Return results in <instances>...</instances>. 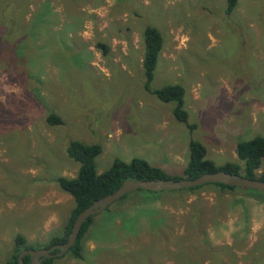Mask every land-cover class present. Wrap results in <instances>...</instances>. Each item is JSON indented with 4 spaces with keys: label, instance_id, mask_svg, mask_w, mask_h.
<instances>
[{
    "label": "rangeland",
    "instance_id": "obj_1",
    "mask_svg": "<svg viewBox=\"0 0 264 264\" xmlns=\"http://www.w3.org/2000/svg\"><path fill=\"white\" fill-rule=\"evenodd\" d=\"M50 1L51 33L34 23L30 29L45 0H0V264H6L17 234L41 248L62 235L74 202L56 180L77 174L78 163L66 153L70 141L102 146L95 158L99 174L115 158L141 157L180 175L191 138L221 166L242 164L237 141L264 137V0H237L229 14L227 0ZM146 25L163 38L150 86L184 87L193 130L172 115L174 102L144 88ZM33 30L32 45L27 34ZM97 42L108 45L106 54ZM51 111L63 123L49 125ZM256 172H264V160ZM130 195L112 203L118 202L113 219L88 231L83 258L67 253L53 264H131L126 252L148 243L156 253L151 264H170V251L197 238L188 231L196 221L215 246L230 244L233 229L247 224V248L264 227L262 194L226 192L220 202L214 187L198 195ZM147 211L161 225L153 226ZM133 215L138 231L123 232L121 219Z\"/></svg>",
    "mask_w": 264,
    "mask_h": 264
},
{
    "label": "trees",
    "instance_id": "obj_2",
    "mask_svg": "<svg viewBox=\"0 0 264 264\" xmlns=\"http://www.w3.org/2000/svg\"><path fill=\"white\" fill-rule=\"evenodd\" d=\"M49 2L51 1L45 0V2H42L41 6H39L34 12V16L32 17L30 23L31 30L33 29L31 25L34 23V25L37 26L41 25L46 32H53V28L50 26L52 25V17H48L46 15V12H53ZM236 4L237 0H227L225 12L227 14L231 13ZM40 15L43 17V20L41 21L36 19L37 16L39 17ZM44 25L49 27V29L47 30ZM27 35L31 39V43L33 45L35 43L37 32H34L33 30ZM34 36L35 38L33 39ZM142 37L144 53L141 66L143 69L145 90L155 95L162 102H174L175 106L172 109V115L178 121L184 123L190 130L195 129L196 124H190L188 122V113L184 109L185 89L181 84H169L160 88H151L150 86L154 77V70L156 68L158 57L163 46V38L160 31L152 25H146L143 29ZM96 46L100 48L105 54L109 48L108 45L103 42H97ZM32 47L33 46L30 48ZM29 54L31 55L30 52ZM46 121L49 125L63 123L61 117L52 111L47 114ZM101 150L102 146L97 143L88 144L78 140L69 142L66 148V153L69 158L78 163L77 174L74 177L60 176L57 178L56 182L62 190L71 195L74 205L69 214V218L64 225L62 235L52 236L48 244L43 246V248H48L54 244L65 242L71 232V228L76 216L86 207L91 205L95 200H98L99 198L115 191L126 179H191L196 178L206 172L222 170L244 177L264 181V172L261 174H257L256 172L264 160V137L261 135H255L248 140H240L236 142V155L242 164L237 162H227L221 166H217L213 163V161L207 159L205 146L200 141L191 138L188 142L189 158L180 175H170L160 167L150 164L141 157H133L129 161L115 158L111 166L99 174L96 171L95 158L100 154ZM207 187H214L218 190L219 195L216 202H220V196H223V194L226 192L246 191V193L250 195L251 193L262 194L264 203V192L238 188L221 183H209L181 190H168L162 192H150L145 190H136L133 192H138L139 195H142L144 198L146 196L153 197L154 195L161 194L163 192L165 193L175 191L186 192L188 195H198L199 191ZM133 192L124 195L117 201L129 197V195ZM130 196L132 197V195ZM238 202L242 204V209L244 208V214L248 213V207L245 203V200L239 198ZM115 204H111L97 215L90 216L82 224L75 244L65 254L70 253L75 258H83V240L86 234L91 228L100 226L107 218H114L112 213L117 212H111V210L115 208L113 207ZM146 213L147 216L154 214L153 211H147ZM152 219L154 221L152 224L153 226L161 225L160 222H162V219L157 215H153ZM121 220H123L124 225H126L125 231L122 230L123 232L133 234L134 232L138 231L137 227L135 226L138 222V215H133L132 217L126 216ZM195 223L198 224L196 225L193 223L191 228L188 227V231L190 230L189 235L196 236L197 238L194 241H191L188 237V246L185 245L179 249L170 251V264H238L239 262H242L243 264H264V234H262L264 233V227L259 229L260 231L258 230L262 233H256L257 240L246 248L244 243L246 238H248V234H250V228L247 224H244L241 229H233L231 233L232 242L230 244L227 243L221 246H215L209 238V233L207 230L204 231V229L200 227L201 223L199 221H196ZM216 224L218 223L216 222ZM27 248L41 247L27 244L25 237L17 234L13 240L12 251L6 260V264H18L19 253ZM152 249L153 247L149 243L140 244L135 250L126 252L127 254L125 255V258L131 264H151L150 257L152 254H156L154 250L152 251ZM58 257L46 258L42 260V264H53L54 259ZM30 258V255L23 256L22 264H30Z\"/></svg>",
    "mask_w": 264,
    "mask_h": 264
},
{
    "label": "water",
    "instance_id": "obj_3",
    "mask_svg": "<svg viewBox=\"0 0 264 264\" xmlns=\"http://www.w3.org/2000/svg\"><path fill=\"white\" fill-rule=\"evenodd\" d=\"M209 183H221L238 188L251 189L264 192V181L244 177L238 174L225 172L222 170L206 172L196 178L174 179H154V180H131L126 179L113 192L95 200L91 205L82 210L75 218L71 232L67 240L62 243L54 244L48 248H27L18 255V264L23 263V256L30 255V264H42L46 258H54L64 255L75 244L82 224L90 217L101 213L113 202L122 198L124 195L136 191L145 190L150 192H162L168 190H181L194 186Z\"/></svg>",
    "mask_w": 264,
    "mask_h": 264
}]
</instances>
